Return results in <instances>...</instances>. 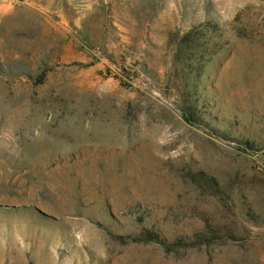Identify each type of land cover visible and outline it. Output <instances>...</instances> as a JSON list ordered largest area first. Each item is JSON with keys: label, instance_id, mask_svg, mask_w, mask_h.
Segmentation results:
<instances>
[{"label": "rangeland", "instance_id": "374dc122", "mask_svg": "<svg viewBox=\"0 0 264 264\" xmlns=\"http://www.w3.org/2000/svg\"><path fill=\"white\" fill-rule=\"evenodd\" d=\"M0 264H264V0H0Z\"/></svg>", "mask_w": 264, "mask_h": 264}, {"label": "trees", "instance_id": "16d2710c", "mask_svg": "<svg viewBox=\"0 0 264 264\" xmlns=\"http://www.w3.org/2000/svg\"><path fill=\"white\" fill-rule=\"evenodd\" d=\"M187 121H188V120H187ZM189 121H190V120H189ZM147 235H148V240H149V241H151V242H155V243H158V244H160V245L163 246V247H168V244H167L165 241L160 240L159 237H158L156 234H154V233H152V232H148ZM213 237H214V236H213ZM197 238H199V242H198V243H200V244H201V243H204L205 241H207L206 239H209L208 243L213 242V241L211 240V238H207V237L204 236L203 234H199ZM177 243H178V245L181 246L184 242H183L182 240H178Z\"/></svg>", "mask_w": 264, "mask_h": 264}]
</instances>
